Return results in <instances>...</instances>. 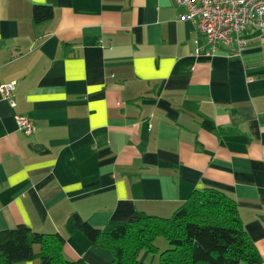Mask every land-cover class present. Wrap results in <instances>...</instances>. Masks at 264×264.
Listing matches in <instances>:
<instances>
[{
    "label": "crops",
    "instance_id": "0c3cea01",
    "mask_svg": "<svg viewBox=\"0 0 264 264\" xmlns=\"http://www.w3.org/2000/svg\"><path fill=\"white\" fill-rule=\"evenodd\" d=\"M34 4L52 16L35 24ZM181 13L174 0H0V85L15 83L14 106L0 92V229L58 231L66 258L110 264L65 230L70 213L105 230L213 187L264 264V34L249 24L240 55L195 56L203 37Z\"/></svg>",
    "mask_w": 264,
    "mask_h": 264
},
{
    "label": "trees",
    "instance_id": "16d2710c",
    "mask_svg": "<svg viewBox=\"0 0 264 264\" xmlns=\"http://www.w3.org/2000/svg\"><path fill=\"white\" fill-rule=\"evenodd\" d=\"M47 4H34L32 20L41 23L52 16ZM202 126L213 130L204 119ZM69 233L81 231L96 247L111 254L110 264H149L140 252L157 253L155 264H260L262 258L242 226L236 202L223 191L194 189L170 216L136 212L126 221L103 230L91 225L77 212L64 223ZM164 238L160 250L155 240ZM65 236L58 231L38 232L23 223L0 229V264H14L37 256L39 264H88L64 256ZM37 245L35 253L33 246Z\"/></svg>",
    "mask_w": 264,
    "mask_h": 264
},
{
    "label": "built area",
    "instance_id": "2783aa9c",
    "mask_svg": "<svg viewBox=\"0 0 264 264\" xmlns=\"http://www.w3.org/2000/svg\"><path fill=\"white\" fill-rule=\"evenodd\" d=\"M182 9L180 18L195 24L203 37L200 44L194 38L193 54L213 55L219 48L225 47L232 55H240L246 44L242 32L247 25L255 24L264 34V0H174ZM14 82L0 85V92L11 106H14L12 91ZM15 123L24 134L30 135L35 126L24 115L15 114Z\"/></svg>",
    "mask_w": 264,
    "mask_h": 264
},
{
    "label": "rangeland",
    "instance_id": "374dc122",
    "mask_svg": "<svg viewBox=\"0 0 264 264\" xmlns=\"http://www.w3.org/2000/svg\"><path fill=\"white\" fill-rule=\"evenodd\" d=\"M155 242L158 245L160 250H163L167 246L166 241L162 237L156 238ZM139 259L149 264H155L158 261V254L142 251L140 252Z\"/></svg>",
    "mask_w": 264,
    "mask_h": 264
}]
</instances>
